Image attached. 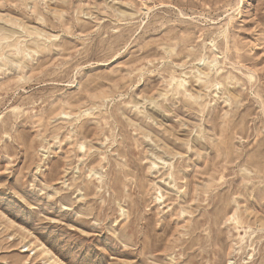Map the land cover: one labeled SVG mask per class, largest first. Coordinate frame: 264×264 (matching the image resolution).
I'll return each mask as SVG.
<instances>
[{"label":"rangeland","instance_id":"obj_1","mask_svg":"<svg viewBox=\"0 0 264 264\" xmlns=\"http://www.w3.org/2000/svg\"><path fill=\"white\" fill-rule=\"evenodd\" d=\"M0 264H264V0H0Z\"/></svg>","mask_w":264,"mask_h":264}]
</instances>
